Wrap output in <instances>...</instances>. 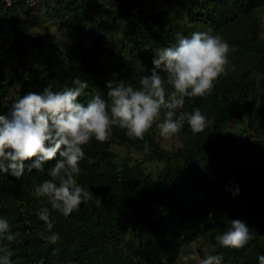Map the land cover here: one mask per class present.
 <instances>
[{
  "label": "trees",
  "instance_id": "1",
  "mask_svg": "<svg viewBox=\"0 0 264 264\" xmlns=\"http://www.w3.org/2000/svg\"><path fill=\"white\" fill-rule=\"evenodd\" d=\"M26 1L10 0L9 6L0 1V16L9 26L16 59L7 72L0 73V114L9 113L3 101L14 88L22 97L46 87L62 91L81 79L89 87L79 102L87 104L97 94L107 98L110 81L139 87V78L151 74L155 50L174 45L177 33L219 35L233 50L228 73L220 76L212 92L186 98L178 110L199 108L211 121L204 132L193 134L185 121L173 137L180 147L172 152L158 150L149 133L143 140H133L118 127L107 142L93 138L83 146L77 182L93 196L69 216L52 211L46 198L33 195L35 186L50 179L48 169L55 161L47 162L44 172L26 168L19 179L0 172V219L9 223V232L0 234V256L10 253L11 264H172L183 248L201 239L208 253L221 255L227 264H258V256L264 254V139L223 135L222 129L230 119L245 116L264 130V37H258L255 14L264 0H167L159 6L143 0H114L112 23L121 26L138 56L142 71L137 73L121 72L110 58L85 56L57 71L30 68L22 45L40 49L41 37L17 25V12ZM175 11L184 15L188 26L176 24ZM50 12L56 19L82 18L91 28L89 47L106 53L102 44L108 27L96 23L77 0H56ZM111 145L135 150L151 146V159L161 168L153 179L138 162L116 170ZM199 160L209 163V182L192 166ZM41 207L50 209L53 231L60 236L55 244L46 239V225L36 214ZM232 220L257 233L241 249L220 247L215 240ZM132 233L135 240L129 238ZM9 234L16 239L9 242Z\"/></svg>",
  "mask_w": 264,
  "mask_h": 264
},
{
  "label": "clouds",
  "instance_id": "2",
  "mask_svg": "<svg viewBox=\"0 0 264 264\" xmlns=\"http://www.w3.org/2000/svg\"><path fill=\"white\" fill-rule=\"evenodd\" d=\"M175 41L155 50L151 74L139 78V87L110 81L107 98L97 94L84 104L79 98L89 84L76 79L74 87L62 91L46 87L15 100L8 114H0V172L19 179L26 168L28 172H44L45 164L55 161L48 169L50 179L35 186L33 195L46 198L52 211L67 217L93 196L77 182L83 146L93 138L107 142L112 129L118 127L129 139L143 140L155 124L159 135L168 140L180 133L185 121L193 134L204 132L211 121L199 108L178 110L186 98L212 92L220 76L228 73L233 49L221 36L209 32L177 33ZM36 214L46 225V239L57 243L60 236L53 231L50 209L41 207ZM8 232V221L0 219V234ZM256 235L243 222L232 220L215 240L220 247L241 249ZM6 239L12 242L16 236L9 234ZM215 250L213 245L211 251ZM183 260L187 264L197 256L188 254ZM0 264H11V254L0 256ZM198 264H222V256L206 253ZM258 264H264V254L258 256Z\"/></svg>",
  "mask_w": 264,
  "mask_h": 264
},
{
  "label": "rangeland",
  "instance_id": "3",
  "mask_svg": "<svg viewBox=\"0 0 264 264\" xmlns=\"http://www.w3.org/2000/svg\"><path fill=\"white\" fill-rule=\"evenodd\" d=\"M27 1L29 4L27 3L25 8L17 12V25L28 27L34 36L41 37L40 49H35L28 44L22 45L30 68H45L50 71H57L68 64H75L82 56H85L90 60L110 58L114 64L120 67L121 72L126 71V69L134 73L142 71L140 60L123 36L121 26L112 23L111 15L117 8L114 0H77L83 8L89 10L96 23L108 27L106 38L102 44L106 49V53H98L95 49L89 47L91 28L82 18L56 19L51 16L50 10L56 0ZM143 1L150 5L159 6L167 0ZM255 14L259 25L258 37L262 38L264 37V6L257 9ZM173 17L179 26L189 25L180 12L175 11ZM11 44L12 35L9 26L2 21L0 16V73L7 72L16 62L15 55L10 47ZM258 93L261 92L258 91ZM20 97L17 88L10 90L3 101L5 108L10 111L12 103ZM148 133L152 136L153 145L160 151L172 152L180 147V143L173 137L168 140L163 139L159 135V130L155 124ZM222 134H236L251 140L264 139L263 128L257 127L245 116L230 119L223 127ZM109 151L113 155L111 164L116 170L123 167L130 168L134 162H138L143 172L153 179L161 168L160 162L151 159L152 149L148 145L138 150L111 145ZM192 166L204 180L209 182V163L207 161H195ZM129 238L135 240V233L130 234ZM206 253H208L207 246L201 239H198L183 248V252L178 255L172 264H185L183 257L188 254H195L197 260L189 262L198 264L199 259L204 258ZM222 264L227 263L222 260Z\"/></svg>",
  "mask_w": 264,
  "mask_h": 264
},
{
  "label": "built area",
  "instance_id": "4",
  "mask_svg": "<svg viewBox=\"0 0 264 264\" xmlns=\"http://www.w3.org/2000/svg\"><path fill=\"white\" fill-rule=\"evenodd\" d=\"M2 3H4L6 6H9V4H10V0H0ZM28 4H29V2L28 1H26Z\"/></svg>",
  "mask_w": 264,
  "mask_h": 264
}]
</instances>
